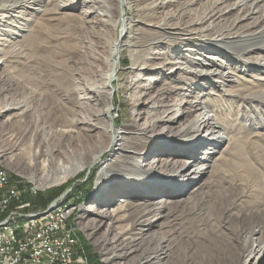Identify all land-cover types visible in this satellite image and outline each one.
<instances>
[{"label": "bare ground", "instance_id": "bare-ground-1", "mask_svg": "<svg viewBox=\"0 0 264 264\" xmlns=\"http://www.w3.org/2000/svg\"><path fill=\"white\" fill-rule=\"evenodd\" d=\"M201 1L0 0V94L55 88L41 93L53 101L47 122L31 134L30 146L40 138L35 148L16 142L10 154L27 155L40 189L99 166L94 203L79 218L90 238L99 236L108 264H264V79H245L264 69L257 55L264 53V28L237 29L264 11V0H212L209 12L183 21ZM166 5L179 6L160 21L144 19H156ZM234 11L231 22L226 14ZM140 24L151 40L140 39ZM181 45L187 48L178 60L160 51ZM99 48L108 50L99 83L72 73V57L93 63L103 59ZM125 52V85L138 115L116 128L111 114ZM216 53L222 56H208ZM29 112L18 101L0 105V119L8 114L12 123ZM157 196L163 198L149 201ZM29 207L0 208L2 234L13 232L18 211ZM63 213L70 215L59 208L26 225Z\"/></svg>", "mask_w": 264, "mask_h": 264}, {"label": "rangeland", "instance_id": "rangeland-1", "mask_svg": "<svg viewBox=\"0 0 264 264\" xmlns=\"http://www.w3.org/2000/svg\"><path fill=\"white\" fill-rule=\"evenodd\" d=\"M185 4L181 3L180 5L184 6ZM213 5L214 3L212 2V0H204V1L197 3L196 5L189 8V10H191V13L186 18H183V21L190 22L192 19H197L203 16V14L210 11ZM178 6L166 5V8L159 11L163 13L157 15L156 19L158 20L154 18L152 19L148 13L144 17V19L146 18L145 19L146 21L147 20L148 21L149 20L150 21H160L164 13L166 15V12L168 10H173V11L178 10ZM192 9H196V10L192 11ZM226 10L227 9H225V11ZM113 11H114V16H116L118 13V10L116 9V4H115V10ZM168 13L169 12H167V14ZM226 15H227L226 17H228L226 19H230L231 22H234L235 15H236L235 11L230 14H226ZM263 15H264V11H261L258 14H254L250 16L249 19L238 23L237 29L248 30L252 26H255L254 29L257 28L258 30L264 28V19L262 18ZM261 18H262V21H260ZM223 24H225V22L217 23L218 26L223 25ZM139 26H140L139 27V37L142 41L144 42L149 41L154 37L152 33L143 30L144 25L140 24ZM178 47H181V48H179V50H176L178 48L173 49L172 51L173 55L170 54L171 52H169L168 48H165V47L161 48L163 50H160V51L165 53V56H164L165 58L171 59L172 56H174V59L178 60L180 55L185 54L183 52H180V50L182 51L185 48H187L186 46H182V45ZM191 48L196 49L194 46H192ZM99 51H100L99 54L103 57V59L95 60L93 63L89 62V60L85 59V57L80 56L78 54L72 57L71 61L72 63H74L72 64L74 66L73 70L72 68H70V70H72V73L73 74L78 73L79 75H82V73H84L85 76L89 75V78L94 83H97V82L99 83L101 81L99 72L105 70L107 67V63L105 62L104 58H106V56L108 55V50L105 48L103 49L99 48ZM199 51H201L202 53L204 52L203 50H200V49ZM260 54L261 53H258L257 55L264 57V53H262V55ZM126 55H127V52L123 54V58L125 60L123 59L120 64L121 71L119 72V74L121 73L122 76L115 86V89H116V93L114 97L115 98V103H114L115 111L113 110L111 114L112 117L118 120L117 125H115L116 128H119L120 125H124L130 122L132 119L136 118V116L138 115V112L135 114L132 112V108L130 105L131 97L128 94L130 91L128 89V86L125 85L128 74L130 72L128 68L131 66V61L128 58H126ZM208 56L221 57L222 55L219 53H216V54H208ZM137 60L138 62L140 61L139 57L137 58ZM229 67L233 68L234 66L231 65ZM237 74H242V73L238 72ZM239 77H241V75L237 77H233L232 79L238 81ZM254 77L258 79H264V69L252 70L249 75H245L246 81L251 82V83L255 82ZM160 80L163 81V83L167 82L168 76L164 74L163 76L160 77ZM244 85L250 86L247 83H245ZM47 86H48V89L43 87V88H38L37 90L35 89L38 86L35 87L31 85L32 88L29 86L27 88L19 86L16 92H11L9 94H5V93L0 94V105L1 106L11 101L13 102L18 101L30 107V112L26 114V116L22 119L21 122L12 123L10 121H7L9 117L8 114L5 115V117L0 119V151L5 154L4 157L2 158L0 157V170L1 172H7L8 177H10L12 180V183L16 186H19L21 190H25V188H29L30 190H32V193H33L32 195L31 194L27 195L31 197V199H29L30 201L27 200L28 197L24 198L25 202L23 203L29 204L30 207L26 209L25 211L24 210L18 211V219L16 218V221L22 225L35 222L34 220L36 219L37 220L42 219V217L38 218V215L42 214L43 212H46L51 207L58 206V208L56 209L62 208L66 210L67 212H69L70 214L68 218L66 219L67 220L66 222L69 224V227L71 229L70 230L71 235L75 234L78 240V247L76 251L77 261L81 260L84 264H91L90 254H92L93 256H97L99 258V261L102 264H108L106 256H104L101 250H99L97 247V241L99 240V236L90 238L88 234L83 230L82 228L83 222L79 218L80 211L82 209L88 208V206L94 203L90 200V197L92 196V194H94L96 190V186L98 182L97 175L99 174V171H98L99 166H95V167L91 165L88 166L85 171H83L82 173H80L79 175L75 177H70L64 185H61L59 187L40 189L33 182V178L38 179L39 173L34 172V170L29 164V158L27 157V155L18 156L15 153L10 154L12 150L14 149L16 142L18 143L20 142L19 144L20 147H23L24 150L26 151H29L30 149H34L35 144L39 142L40 140V138H38L39 136H35L33 137L34 144L30 146L31 134L35 132L36 126L42 125L43 123L47 122L44 112L45 110L49 112L51 101H53L51 96L49 97V96L41 95V93L43 92L54 91L55 89L54 85L51 86V83H48ZM231 86H234V84L231 83ZM33 87H35V89ZM262 89H264V86L262 87ZM56 114L58 115V112L53 111L50 118L53 119ZM137 128L139 127L137 126ZM41 139L43 140L42 136H41ZM78 141L76 143H79ZM63 142L65 143L64 146L67 149H71V147L75 143L71 141L70 138L64 139ZM53 144H56L57 146H59L56 139H54ZM164 174L166 173H163V175ZM34 175H36L37 177H35ZM39 193H42V195L46 198H49L50 196H54L53 199L48 200V203H47L48 205L46 208H42L40 206L37 207L32 201L37 197ZM161 197L163 198V196H157V198L151 199L149 201L158 200ZM121 199H122V196H119L115 200L116 202H114L113 204H109V208L120 203L119 201ZM55 210H53L52 212H54ZM26 212H30V214H24ZM47 215L43 217H46ZM71 217L73 218L70 222L69 218ZM104 230L105 228L102 229V232H104ZM84 242H86V244L90 247V251H91L90 253H88L86 249L84 248L82 244Z\"/></svg>", "mask_w": 264, "mask_h": 264}, {"label": "built area", "instance_id": "built-area-1", "mask_svg": "<svg viewBox=\"0 0 264 264\" xmlns=\"http://www.w3.org/2000/svg\"><path fill=\"white\" fill-rule=\"evenodd\" d=\"M29 194H33L32 190H21L0 172V208L25 202ZM66 219L63 213L53 221L19 224L10 234H2V223L6 220H0V264H84L76 259L78 244L70 229L64 228Z\"/></svg>", "mask_w": 264, "mask_h": 264}, {"label": "trees", "instance_id": "trees-1", "mask_svg": "<svg viewBox=\"0 0 264 264\" xmlns=\"http://www.w3.org/2000/svg\"><path fill=\"white\" fill-rule=\"evenodd\" d=\"M56 194V193H55ZM28 197V198H27ZM26 198H27V200L28 201H30L29 199H31V197H29V196H26ZM54 198V196H50L49 198H46V197H44L43 195H42V193H39L38 195H37V197L34 199V200H32L33 201V203L37 206V207H42V208H46L47 207V203H48V200H51V199H53ZM72 218L73 217H71V218H69L70 219V222H71V220H72ZM66 224V226H64V228H65V230H68V229H70V227H69V224L66 222L65 223ZM71 230V229H70ZM74 236H75V239H76V241H77V244H78V240H77V238H76V235L74 234ZM83 244V246H84V248L86 249V251L88 252V253H90L91 251H90V247L86 244V242H84V243H82ZM90 262H91V264H102L100 261H99V258L97 257V256H93L92 254H90Z\"/></svg>", "mask_w": 264, "mask_h": 264}, {"label": "water", "instance_id": "water-1", "mask_svg": "<svg viewBox=\"0 0 264 264\" xmlns=\"http://www.w3.org/2000/svg\"><path fill=\"white\" fill-rule=\"evenodd\" d=\"M56 208H58V206H55V207H51V208H49L46 212L40 214V215L38 216V218L47 215L48 213L52 212V211L55 210Z\"/></svg>", "mask_w": 264, "mask_h": 264}]
</instances>
